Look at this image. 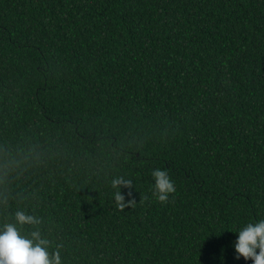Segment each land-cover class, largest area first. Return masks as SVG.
I'll list each match as a JSON object with an SVG mask.
<instances>
[{"label": "trees", "instance_id": "16d2710c", "mask_svg": "<svg viewBox=\"0 0 264 264\" xmlns=\"http://www.w3.org/2000/svg\"><path fill=\"white\" fill-rule=\"evenodd\" d=\"M0 264H264V0H0Z\"/></svg>", "mask_w": 264, "mask_h": 264}]
</instances>
